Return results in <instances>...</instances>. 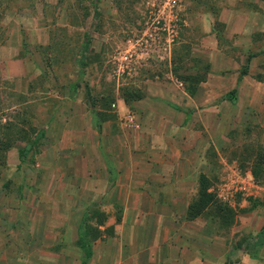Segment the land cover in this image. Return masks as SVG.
Wrapping results in <instances>:
<instances>
[{
  "label": "rangeland",
  "instance_id": "374dc122",
  "mask_svg": "<svg viewBox=\"0 0 264 264\" xmlns=\"http://www.w3.org/2000/svg\"><path fill=\"white\" fill-rule=\"evenodd\" d=\"M235 6L248 8L240 11L252 23L245 33L220 20ZM242 71L235 104L223 106ZM186 111L190 123L192 114L211 118L200 130L214 144L184 156L182 262L168 251L158 264H264V245L246 243L264 224V0H0L1 192L27 201L26 219L5 212L19 226L11 235L17 255L30 258L33 240L27 264H79L69 228L84 212L93 229L114 230L110 213L96 218L90 206L100 190L125 196L129 184L150 178L148 151L162 148L163 128L191 129ZM128 112L137 129L124 123ZM98 137L99 149L112 152L115 187L96 185L108 178ZM175 142L168 139L172 149ZM129 223L145 228L141 219ZM103 251L96 247L93 260Z\"/></svg>",
  "mask_w": 264,
  "mask_h": 264
},
{
  "label": "crops",
  "instance_id": "0c3cea01",
  "mask_svg": "<svg viewBox=\"0 0 264 264\" xmlns=\"http://www.w3.org/2000/svg\"><path fill=\"white\" fill-rule=\"evenodd\" d=\"M225 8L222 10L226 11L227 14L221 12L222 18L220 17V20L225 23L226 29L230 30L231 33H245L248 31V28L252 25L251 20H249L245 13H240V11H248V8H237L236 6L233 8ZM239 16L245 18L244 21L239 22ZM238 26L241 29L235 31V28ZM238 77L239 75L232 79V88H230L236 89L235 101L245 81V75H243L240 77L239 82L236 83ZM222 101L223 106L226 104H235V102L230 103L225 100ZM190 117L193 123H190L187 119V115H185L183 119L186 120L187 124L190 123L191 129L182 132L178 131L174 134V131H167L163 128L164 134L161 139L164 142L162 148L156 149L151 147L148 151L145 160V169L148 171L150 178L154 175L158 177V180H150L149 177L145 176L141 181H134L132 184H129L130 188L124 193L125 196L120 197L104 194L103 190H100V194L97 199L94 200L95 205L92 207L90 206V210L92 213L96 214V218L100 219H105L108 217L107 214L110 213V216L113 217L112 224H114V230H105V227L100 225L102 223L99 224L97 227V237L91 244V257L86 264H93L94 261L96 264H108V256L111 251L113 252L112 258H114L111 264H133V261L138 259H147V261L153 264H158L159 260L162 258L166 257L171 259L167 253L168 251L174 253L172 255L174 259L178 256L180 263L182 262V226H176V224L178 223L177 219L182 218L183 215L182 203H187L189 201L185 200L186 194L183 192L185 187L183 174H181V172H183V159H185L184 156L186 152H189L188 150H190L192 154H196L197 151L202 148L203 141H206L205 144L208 147L214 144L213 140H211L213 136L202 138L205 133L203 130H200V126L204 128L205 126L207 127V120H209L210 117H205L207 118L205 119L202 114H192ZM83 120L84 123L88 120V125L94 129L93 131H95L96 134L97 130L93 125L92 117L88 119L84 118ZM85 124L87 125V123ZM168 139L171 141L174 139L178 147L172 149V147L168 145ZM199 139H202V141ZM93 145L94 142L87 144L86 151H88L87 148L92 147L93 149L95 146L97 148L98 159H100V165L98 166H100L101 172L105 171L108 173V178L104 176L96 180V185L104 187V185L109 182L113 187L117 186L118 179L116 176L118 172L113 169V162H111L112 160L110 159V155L112 154L111 150H108L107 147L99 149V137L95 140V145ZM157 172L165 173L158 174ZM1 189L2 183L0 182V264H27L28 261L26 262L25 260L32 259V253L36 251L34 248L31 249L30 247L33 240L29 242L28 248L26 249V252H30V258L23 260L17 255L15 238L11 236L14 230H19V226L17 224H8V222L5 221V212L8 213L9 218L10 216H14L16 219H26L25 209L27 207V201L25 199L13 200L11 196L3 195ZM118 202H120L122 206L121 212L120 210L118 211L115 205ZM42 205V202L36 201L35 203L37 209L42 207ZM41 210L43 211V209ZM83 213L79 214L77 222L69 228L72 230V242L74 243L76 241V229ZM116 214H119L120 222L115 219ZM136 219L144 220V224L142 225V227H145L144 229L139 230L140 228L138 226V230H134L132 226H129V220ZM124 224L127 225L126 230H120L124 227ZM28 227L32 228L33 223H28ZM39 227L40 226L37 225L36 230H38ZM65 230H67V227L64 228V231ZM109 231L110 233H108ZM112 242H115L113 243L114 245L116 244L115 248H113ZM133 243L135 249H131ZM109 244L112 245V248H110ZM98 246L102 247V250H104L102 257L99 260H93L96 254L95 249ZM124 250L125 252H123ZM46 251L49 252L50 250L39 248L37 253ZM154 260L156 261L153 262Z\"/></svg>",
  "mask_w": 264,
  "mask_h": 264
},
{
  "label": "trees",
  "instance_id": "16d2710c",
  "mask_svg": "<svg viewBox=\"0 0 264 264\" xmlns=\"http://www.w3.org/2000/svg\"><path fill=\"white\" fill-rule=\"evenodd\" d=\"M87 47V45L85 46ZM245 75V71H242L239 77L236 80V83L239 82L240 77ZM235 94L236 89L233 88L230 91L226 92L220 99L228 101L230 103L235 102ZM188 111H186L187 115ZM35 141V139H34ZM88 214L84 213L78 223L77 229H76V241L75 245L79 249V252L81 254L80 262L79 264H86L88 259L91 257V244L93 243L94 239L97 237L94 236L93 238V232L94 234H98V231L96 229H93L89 223H88ZM246 243L253 248L259 247L261 245H264V224L261 227V229L256 233V235L252 238H249L246 240Z\"/></svg>",
  "mask_w": 264,
  "mask_h": 264
},
{
  "label": "built area",
  "instance_id": "2783aa9c",
  "mask_svg": "<svg viewBox=\"0 0 264 264\" xmlns=\"http://www.w3.org/2000/svg\"><path fill=\"white\" fill-rule=\"evenodd\" d=\"M111 107H114V105L112 104ZM124 123L126 125H128L129 127L134 128V129H137V127H138V124L135 120L134 115L132 113H129V112L124 114Z\"/></svg>",
  "mask_w": 264,
  "mask_h": 264
}]
</instances>
